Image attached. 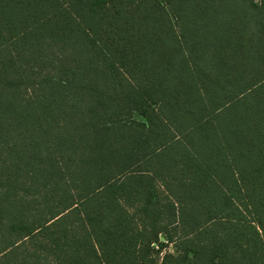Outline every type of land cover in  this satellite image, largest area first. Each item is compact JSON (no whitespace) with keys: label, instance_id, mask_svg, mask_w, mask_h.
Here are the masks:
<instances>
[{"label":"trees","instance_id":"obj_1","mask_svg":"<svg viewBox=\"0 0 264 264\" xmlns=\"http://www.w3.org/2000/svg\"><path fill=\"white\" fill-rule=\"evenodd\" d=\"M157 263L264 264V0H0V264Z\"/></svg>","mask_w":264,"mask_h":264},{"label":"rangeland","instance_id":"obj_2","mask_svg":"<svg viewBox=\"0 0 264 264\" xmlns=\"http://www.w3.org/2000/svg\"><path fill=\"white\" fill-rule=\"evenodd\" d=\"M165 250L173 251V247H172L171 245H169V246H167V247L165 248ZM157 264H158V263H157Z\"/></svg>","mask_w":264,"mask_h":264}]
</instances>
